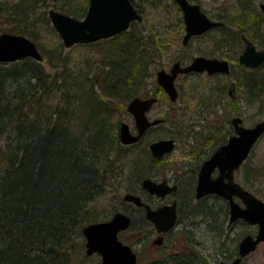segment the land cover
Here are the masks:
<instances>
[{
	"label": "trees",
	"instance_id": "16d2710c",
	"mask_svg": "<svg viewBox=\"0 0 264 264\" xmlns=\"http://www.w3.org/2000/svg\"><path fill=\"white\" fill-rule=\"evenodd\" d=\"M26 1L24 9L13 8L20 10L21 18L18 14L20 22L8 32L35 42L42 62L25 58L0 63V264H75L74 255L78 256V264H100L98 256L85 254L82 237L83 226L107 219L96 214L94 203L123 174H128L129 184L116 191L139 194L148 203L140 181L152 177L154 169L168 157L156 161L148 145L169 137L176 142L188 141L190 147L185 152L190 159L176 163L178 168L170 177L177 184L176 225L182 226L184 249L151 255L146 262L139 259V264H209L234 258L237 241L228 238L226 201L217 196L195 199L194 191L200 165L231 135L230 114L239 113L237 107L229 105L226 79H207L208 87L205 84L192 89V96L185 102L182 99L183 106L178 109L175 106L182 98L181 92L176 104L163 96L167 103L163 123L177 135L163 134L164 126L158 125L148 129L135 145L122 146L118 139L127 102L135 96L149 95L147 87L154 85L150 82L154 69L161 67L175 48L171 46V29L175 28L181 37V14L176 4L171 6L176 15L174 23L169 24L170 18L159 15L169 13L163 0H130L143 20L145 10L158 13L157 25L132 23L128 31L88 45L99 52V65L81 69L80 63L71 66L62 42L46 48L37 42L40 32L29 31L24 25L31 23L36 28L45 24L56 34L47 19L48 8L80 18L87 9V0ZM255 1L240 0L239 15L230 22L219 18L223 25L211 30L208 40L231 42L238 30L246 28L249 32L251 28L247 27L256 11L251 4ZM18 5L24 6L21 1ZM30 16L34 20H28ZM226 27L230 32L236 30L230 41L224 34ZM43 61L52 74L46 72ZM191 79L204 82L201 75ZM153 93L159 101L162 93L157 86ZM242 171L243 185L253 186L247 168ZM135 210L147 232L151 225L143 209ZM128 214L133 229L135 219ZM210 246L214 247L213 256Z\"/></svg>",
	"mask_w": 264,
	"mask_h": 264
},
{
	"label": "water",
	"instance_id": "95a60500",
	"mask_svg": "<svg viewBox=\"0 0 264 264\" xmlns=\"http://www.w3.org/2000/svg\"><path fill=\"white\" fill-rule=\"evenodd\" d=\"M180 6L185 25V37L183 44L194 35L202 34L212 27L219 26L207 19L204 13L200 12L198 5H193L186 0H175ZM88 11L85 19L79 21L56 10H50L48 17L54 29L58 32L65 47H70L76 43H91L99 38H109L128 28L133 20H140L133 5L128 0H89ZM263 9V7H261ZM23 58H33L37 62L42 61V57L34 42L29 41L22 35L10 33L0 34V62H16ZM240 63L255 69L264 61V52H255L252 45H247L244 53L240 57ZM227 62L217 59H206L204 57L195 58L187 67H180L176 63L170 73L164 70L157 73L156 81L169 96L170 101H175L177 92L174 87V79L177 73L207 72L208 75L214 73H228ZM154 98L141 100L134 98L128 103L127 111L133 116L134 127L137 133L132 135L126 123L119 126V139L122 145L134 144L137 142L146 128L157 125L160 120L149 122L145 112L148 111ZM235 135L230 136L223 146L203 162L199 168L196 184V198L200 199L206 195H218L229 202V221L242 219L248 224L258 225L255 237L248 235L238 244L239 258L230 264H240L241 258L247 256L255 250L260 242H264V201L256 199L250 192L234 181L233 174L239 166L247 159L251 148L258 138L264 133V121L257 122L253 127L244 128L241 120L234 117L230 121ZM174 140H158L149 145L151 155L154 159L160 160L163 156L174 150ZM218 171L217 175H212ZM141 187L151 195L164 198L166 195L176 190V185L169 186L167 181L159 183L151 179H144ZM239 198L244 207L233 200ZM124 202H131L134 205L143 206L140 197L128 194L123 197ZM145 218L152 222L158 233L167 232L174 226L177 214L176 203L171 206H160L152 209L145 206ZM131 218L120 212H116L110 220L105 222H94L83 227V237L85 240V251L88 256L99 254L101 264H137L136 255L130 246L122 243L117 234L128 229ZM155 244L162 243V237L154 240ZM222 264V263H220Z\"/></svg>",
	"mask_w": 264,
	"mask_h": 264
},
{
	"label": "rangeland",
	"instance_id": "374dc122",
	"mask_svg": "<svg viewBox=\"0 0 264 264\" xmlns=\"http://www.w3.org/2000/svg\"><path fill=\"white\" fill-rule=\"evenodd\" d=\"M23 2L24 6L18 5L19 2ZM240 0H198V2L201 5V8L203 11L206 13L210 14V16H217L220 15L224 18V20H227L230 22V20H234L239 14L237 13V10L239 9ZM164 5L166 6V9L169 11V13H163L159 15H164L168 18L169 24L174 23V16H176L174 13L172 6V3L170 0H163ZM26 3L28 1L26 0H0V10L2 11V16H0V29L2 31L8 32L9 30L11 31L13 25L15 22H20L19 19L17 18L18 14L20 13L16 10H13L14 7H19V9H24L26 7ZM48 4L51 2H47ZM264 3V0H257L251 4V7H257L258 4ZM18 5V6H17ZM19 12V13H18ZM22 13V18H25L24 12ZM144 19L139 25L140 26H145V27H152L153 25H157V19H158V13H155L153 10L151 11H146L144 13ZM31 17V16H30ZM28 18V20H34L32 17ZM19 18H21V14H19ZM27 19V18H25ZM24 19V23H26L27 20ZM39 20V19H38ZM29 22V21H28ZM23 23V25H24ZM27 30H35L40 32V37L39 42L40 44H43L46 48H53L55 47L58 43H60V38L59 36L50 31H48L47 27L45 24H38L36 28H33L30 24H25L24 25ZM172 32V38H173V43L171 44L173 48L172 51H170L168 57L165 60V64L162 68L165 70L170 67L172 64V57L175 55L174 53L176 52V49L178 46L181 45V40L179 36H177V33H175V28L171 29ZM177 31V30H176ZM207 38H200L198 40H193L191 41V45H198V44H204L203 40ZM190 45V44H189ZM179 48V47H178ZM64 52H66V55L68 56V60H70L71 66L74 67L76 63H80V67L85 68V67H97L99 65L98 62V57H99V52L95 51L94 47H87L82 48V47H72V48H65ZM172 60V61H171ZM43 61V64L45 66V70L47 73L52 74L53 71L51 68H49L48 65H46ZM89 65V66H88ZM158 68H155L154 70L157 71ZM155 71V72H156ZM155 72L153 77L150 79V82L152 81L154 85L147 87L149 95L151 96L153 93V89L157 86V84L154 82L155 81ZM223 78V77H222ZM222 78H219L222 80ZM203 81L201 83V80H193L191 78L188 79H183L182 77H179L177 79L176 86L179 88V92H181L182 98L179 100V104L175 106V108H179L183 106L182 104V99L183 102L188 100L192 94L193 91L192 89H197L200 88L201 86H204L207 84L208 87V80L207 78L203 77ZM217 79H213L212 81L216 82ZM148 82V81H147ZM151 82V83H152ZM261 91L257 92V96H254V99H248L250 101L246 102V106L240 107L238 104L236 105L237 110L239 112H242V122L244 126L246 127H251L257 123V121H264V86L262 87ZM248 98V97H247ZM166 109H167V103L163 100V95L161 96V99L157 101L156 106L154 109L148 114L150 119H154L157 117H164L166 114ZM241 109V110H240ZM231 117L234 116V114H230ZM230 117V118H231ZM220 122H223V117L218 119ZM125 122L129 125V127H133V122L132 118L125 114L123 115L122 122ZM164 130L163 134H176L177 131L174 129L172 130L170 126L163 125ZM175 131V132H174ZM150 136L153 135V132L149 134ZM188 141L185 140H180L177 142V145L175 146L176 149L167 157V160L165 161L164 164H160L158 167H156L154 170V174L152 175V178L156 181H159L161 178H166L170 180L171 175H174V170L175 168H178L176 163L179 164L181 163L182 160L185 159H190V156L185 154L188 150H190V147L187 145ZM257 145L253 148V150L250 153V156L247 160V162L242 166L243 168L241 170H244L247 168L250 179L252 180L253 186L249 185V189L254 193L258 199H263L264 200V135L258 140L256 143ZM244 172V171H242ZM242 174V173H241ZM243 175V174H242ZM121 178L118 179L117 181L113 182L114 186L109 187V189L104 193V195L99 198L95 203V212L96 214L99 215L102 219L104 218H110V216L118 210L120 207H122L126 213H130L134 219H135V225L133 226V229H129L128 231L121 233L118 237L121 239L123 242H126L128 245L130 244L135 251L139 254L141 260L147 261L151 255H162L167 254V253H173V251H180L183 250V240L185 237L181 236V231H182V226H176L173 228L172 232L167 234L165 236L164 241L162 242L161 246L154 248V245H152L153 239H155V235H153L150 230V228H147L143 230V226L145 224L142 223V219L139 216V213L134 209L133 206L131 205H126V204H121L122 202V196L124 195V191L118 190L116 191L119 187H126V185L129 184V178L128 174H123L120 176ZM234 178L236 181H240L241 178H239V173L235 174ZM171 181V180H170ZM117 188V189H116ZM152 200V199H151ZM172 198L170 199V201ZM154 202H157L158 200H152ZM158 203V202H157ZM159 204V203H158ZM253 229L250 228L247 231L250 233ZM243 227L241 225L237 226L234 230L230 229L228 230V238H233L237 242L241 239L243 236ZM150 233V234H149ZM242 233V234H239ZM189 234H187L188 236ZM184 237V238H183ZM227 238V239H228ZM210 245V244H208ZM214 247L210 246V255H214L215 252H213ZM212 251V252H211ZM74 260L73 262L75 264H78V256L74 255ZM210 260L212 258L210 257ZM77 261V262H76ZM89 264H94L95 262L89 261ZM241 264H264V243L260 244L258 248L253 251L249 256L245 257L242 261Z\"/></svg>",
	"mask_w": 264,
	"mask_h": 264
},
{
	"label": "flooded vegetation",
	"instance_id": "af4514ba",
	"mask_svg": "<svg viewBox=\"0 0 264 264\" xmlns=\"http://www.w3.org/2000/svg\"><path fill=\"white\" fill-rule=\"evenodd\" d=\"M196 2H198V0ZM199 5H200V3H199ZM261 7H263V9ZM254 10H256V11L254 13H252L253 15H251L252 16L251 17L252 20L250 21L251 24H250V26L247 27V28H251L248 30L249 32H246V28H242V29L238 30L237 33L239 35L238 34L236 35V38L234 41L214 43L213 39L208 40V36H209L208 34L212 30L211 29L208 32H206L205 34H203L202 36L191 38L185 45L178 46L179 48L176 49V52L174 53L175 55L172 57L173 61L171 60L172 64L170 65V67H172L176 63H178L180 67H187L195 58H198V56L204 57L206 59L212 58V59H217L219 61L223 60V61L227 62V67H229L227 74L224 75L223 73H221V74L216 73V74L209 76L206 73H199V74L188 73L187 75L178 74L177 78L185 76L184 78L188 79V78H193L194 75H198V76L201 75V76H204L205 78H208V79H210L212 77H217V78L223 77L226 79L228 89H229L228 90V97L230 100V104H229L230 107L232 109H234L237 104L240 107L241 106L245 107L246 102L250 101L251 99H254V96L255 97L257 96V92L258 91L260 92L261 89H263L262 87L264 86V61L262 63H260L255 69H252V68H249L245 65H242L239 62L240 57L244 53L247 45H252L255 52H264V3L258 4V6L256 8L254 7ZM206 15L210 20H212L214 22H218L219 18L224 19L220 15L219 16H210V14H208V13ZM181 27H182V29H184V25L182 22V14H181ZM252 28H253V30H252ZM235 31L230 32V29L228 27H226L224 34H226L228 41H230L229 37L231 36V34H234ZM200 38H203V39L207 38V39H205V43L203 41L204 44L191 45V43H190L191 41L198 40ZM217 46H218V48H217ZM164 64H162L161 66L163 67ZM169 69L170 68L168 67L166 70L170 71ZM248 99H250V100H248ZM240 114L242 115V112H239V115ZM241 173H242V171L239 172V178H241V180L237 181V182H239V185L242 187V189L246 190L247 192H250L254 197H256L254 195V193L251 191V189H249L248 187H245L243 185V183H242L243 178H242ZM171 184L177 186L176 182H171ZM176 190H177V188H176ZM176 190L174 192H171L170 194L166 195L164 198H160V199L157 198L156 196H153V195L152 196L147 195L148 196V198H147L148 203L147 204H150L153 208H158V207H160V205L161 206H164V205L171 206L173 204V202L176 203V196H175ZM171 198H172V200L170 201ZM256 198L258 199V197H256ZM151 199L152 200H158L157 202L159 204L157 202L152 201ZM235 200L239 203V205L241 207H244L242 200H239V199L238 200L235 199ZM226 203L228 205V208H227V212H228L227 222H228L230 212H229L228 201H226ZM176 209H177V203H176ZM227 222H226V227L227 228L230 227V229H232V230L237 228V226H239V225H241L243 227V230H244L242 232L243 234L239 233V234L243 235L241 237V239L248 236V235L256 236V234H257L258 225H251V224L249 225L247 222H245L244 220H241V219L234 221L232 224H229ZM148 224L154 228V230L151 231L150 233L155 235V237H163V239H165V236L167 234L171 233L173 230V228H172V230H170L166 233H162V235H160L157 233L155 227L151 223H148ZM151 227L148 226L147 228H151ZM250 228H252L253 230L250 231V233H249L247 230ZM240 240H239V242H240ZM239 242H237V244H239ZM238 246L239 245H237V247H236V256L234 258H232L231 260H229V261L218 260V262H215V263L211 262L209 264H220V263L230 264V262L232 260H234L236 257H238ZM154 248H157V246L154 245Z\"/></svg>",
	"mask_w": 264,
	"mask_h": 264
}]
</instances>
